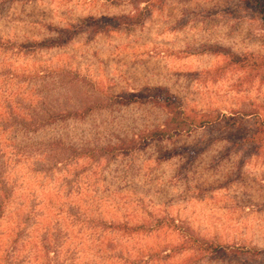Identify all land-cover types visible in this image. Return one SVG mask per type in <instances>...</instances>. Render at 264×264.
Segmentation results:
<instances>
[{"label": "rangeland", "instance_id": "374dc122", "mask_svg": "<svg viewBox=\"0 0 264 264\" xmlns=\"http://www.w3.org/2000/svg\"><path fill=\"white\" fill-rule=\"evenodd\" d=\"M65 28V43L41 42ZM158 88L214 122L151 137L171 115ZM252 249L264 251V13L247 0H0V264H257Z\"/></svg>", "mask_w": 264, "mask_h": 264}, {"label": "trees", "instance_id": "16d2710c", "mask_svg": "<svg viewBox=\"0 0 264 264\" xmlns=\"http://www.w3.org/2000/svg\"><path fill=\"white\" fill-rule=\"evenodd\" d=\"M247 1L252 8L259 10V12L261 13H264V0H247ZM60 33L61 34L57 37L50 38V39H47L41 42L47 46L62 44V43H65L71 37V34L73 32L70 30V28H65L61 30ZM240 58L241 56L237 54H235L233 57L235 62H238ZM154 98L157 102H160L162 105H164L169 110L171 115L167 119L165 127L157 128L151 131V134H150L151 137H158L162 139L169 138L173 134L184 129L185 127L189 128L195 124L197 126H204V125H208L214 122L212 119H209L206 116L203 118H200L199 121H196L192 115L186 114L180 108L175 107L174 97L163 88H158V93L154 95ZM120 100H122L123 102H130V101L138 100V97L135 95V93H130L129 95H127V97L126 96L121 97ZM233 135L237 137L239 134L235 133ZM123 226L127 229L126 224H124ZM131 228L135 229L137 227L134 226ZM193 243L199 244L198 247L205 251L212 250L213 248L212 245L207 243V241L196 240ZM247 253H248L246 255L247 258L254 257L255 260H257V264H264V251L263 250L252 249L250 251H247Z\"/></svg>", "mask_w": 264, "mask_h": 264}]
</instances>
